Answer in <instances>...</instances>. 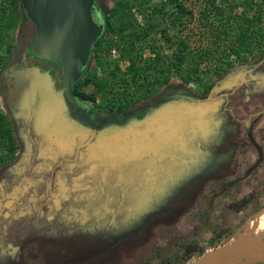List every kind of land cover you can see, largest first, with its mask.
Instances as JSON below:
<instances>
[{
    "label": "rangeland",
    "instance_id": "obj_1",
    "mask_svg": "<svg viewBox=\"0 0 264 264\" xmlns=\"http://www.w3.org/2000/svg\"><path fill=\"white\" fill-rule=\"evenodd\" d=\"M60 1L68 14V0ZM166 1L100 0L144 34L133 51L122 39V51L95 52L100 64H88L77 88L93 98L86 124L80 114L64 113L56 79L83 71L94 33L80 56L32 52L52 77L34 73L38 81L30 68L1 75L0 133H9L0 135V264H187L237 239L256 214L264 219V57L253 45L237 55L229 50L240 39L238 28L255 16L264 36V0H215L237 20L216 48L212 30L198 23L199 0H178L192 12L179 21ZM11 12L12 5L4 17ZM214 15V26L225 24ZM179 39L187 45L184 65L195 67L200 80L180 82L171 72ZM160 68L165 81L156 80ZM108 137L123 143L137 137L138 152L130 157ZM256 239L264 243V234Z\"/></svg>",
    "mask_w": 264,
    "mask_h": 264
},
{
    "label": "trees",
    "instance_id": "obj_2",
    "mask_svg": "<svg viewBox=\"0 0 264 264\" xmlns=\"http://www.w3.org/2000/svg\"><path fill=\"white\" fill-rule=\"evenodd\" d=\"M169 2L172 4L173 8L175 9L173 18L176 21L177 20L179 21L180 15H182V13L189 14V15L192 14L191 10L190 11L186 10L183 4L180 3L178 0H167L166 4H168ZM10 5H12L15 12L14 14L11 12L7 16V18H5L4 11ZM123 6L124 4L121 5V7ZM100 8L102 9L101 5H100ZM102 13H103V20H104L103 27L101 29V25H100L101 33L99 37L94 41L93 47H92L93 48L92 60L94 58V63H93L94 66H98L100 64V60L95 56L96 51H98L99 53L104 50L105 51L104 53H107V54H109L110 50L115 49V48L122 51L124 47L121 45V43H119V41H121L122 39L126 40V44L129 48V52L133 51L135 48V41L141 38L144 34V31L143 33L139 34L138 31L132 28L133 27L132 23H130V21L126 19L122 10L116 9V7H110L107 10L103 8ZM214 14L218 15L219 17L224 16L225 24L223 23L222 25V23H218L217 26H214V24L211 22L212 19L215 17ZM197 15H198V23L205 26V30H207L208 32H211L212 30V35L214 37L213 48H216L217 46V41L220 38V33L222 34L223 32L226 34L228 31L231 32L233 30L232 28L233 25L237 23V20L235 17L233 16L230 17V15L228 14L224 15V12L220 11V9L215 4V0H199L197 3ZM241 17L246 25L248 18L245 17L244 14L241 15ZM254 19L255 21L251 23H247L248 24L246 25L247 28L246 27L238 28L241 32L240 39H237L235 37L236 38L235 45L232 46L231 49L229 48V50H231L230 54L237 55L238 52L241 50L240 49L241 46H243L244 49L250 51L249 47L253 45L254 46L253 48H255V53L258 56H260L259 58L264 57V36L261 33H258L260 29V25H258L259 18L255 16ZM26 26L30 28H32L31 26L34 27L33 22L28 17L25 10L21 9V6L19 5V0H0V33H1L0 49H2V51L0 52V79H2L1 75H3V73H6L8 69L17 71V70H21L26 64L29 65L28 64L29 62L21 63V61L19 60V56H20L19 54L21 52L27 57H29L30 55H33L32 50H31V45L35 39V33L30 34L29 32H26ZM245 31H247V33H245ZM164 39L168 40L167 37H164ZM103 43H104V47H101V44ZM238 43H241V44H238ZM176 48H177V51L171 54V56L173 57V60L169 63L170 67H172L171 72H177V75H178L177 78L179 79L180 82L186 83V82H190L193 80L194 81L200 80L198 78V74H197L195 67H192V66L189 67V66L184 65L186 61V57H185V52L187 49L186 43H184L182 39H179ZM126 52L128 53L127 50ZM89 57H91V55ZM137 57H139V55ZM127 60H128L127 69L129 72L132 73L131 77L135 78L134 73L137 70V66H135V62L131 60L130 56H127ZM88 64L86 62L83 63L82 66L84 67L85 65L83 71L78 72L72 77L70 93H67V95L73 100H75L73 95H76L75 93L77 92L78 86L82 84L83 82L81 79L82 76L83 75L85 76L88 73L87 72ZM13 66H16L17 68H12ZM145 66L147 67V65ZM56 68L59 70L57 66ZM139 68L140 66L138 67V69ZM37 69H38L37 70L38 74L47 73L48 76L50 75L49 72L55 74L53 69L48 70L46 66L42 67L40 65ZM163 70H164L163 68H160L157 71L158 75L156 77V80L158 81L166 80L167 77L165 74H163ZM54 76L55 75H53V77ZM64 79H65L64 74L63 75L58 74V77L56 80H57V83H59L60 85H58L57 89H59V91L64 90L63 93L65 96H67L65 89H63V87L61 86ZM1 83H3V86H4L3 79L1 80ZM103 85H104V82H98L96 87L104 88L102 87ZM2 90L6 93L5 87L4 88L2 87ZM206 92H207V87H203L201 93H206ZM5 93L4 94L2 93L4 97L3 99H5ZM79 95H80L81 101H78L77 107L75 104V107L77 108L78 113H73L70 116V118L74 119L77 115L80 114L79 119H81V121L83 122L81 124L83 125L84 123L86 124L90 118V115H89L90 113H86V112L92 109V107L88 105V102L90 100H93V98L92 96L83 94V93H79ZM65 102H67L69 105L71 104V100L67 97L65 98ZM100 103L102 104L103 101L101 100ZM81 104H84V105L82 106ZM116 108L119 110V107H116ZM167 114H168V117H171L170 115H172L173 113H167ZM162 115L165 117L166 113H163ZM83 120H86V122H84ZM2 123H3V116L0 114V126H2ZM85 127L86 125H84V128ZM70 129H72V127H70ZM8 133H9V129H4L3 131H1L0 135H3V134L8 135ZM260 134L262 135L261 137L264 139V131H261ZM108 139L111 141L113 145L118 144L120 148H124V150L127 151L126 154H128L130 157L136 155L133 153L135 150L138 152V149L136 148L137 147L136 142H138L139 138L137 137L133 138L135 139L133 141L127 139L126 143H123L122 141H119L117 140V138H114V137L105 138L106 141L110 142ZM125 144L130 149L128 147L125 148L126 146ZM9 145H11V142H9ZM261 151L264 153V140H263V145L261 146ZM2 157L3 155L0 154V161L2 160Z\"/></svg>",
    "mask_w": 264,
    "mask_h": 264
},
{
    "label": "water",
    "instance_id": "obj_3",
    "mask_svg": "<svg viewBox=\"0 0 264 264\" xmlns=\"http://www.w3.org/2000/svg\"><path fill=\"white\" fill-rule=\"evenodd\" d=\"M20 3L35 27V39L31 45L32 52L39 54L43 50L68 52L83 41L86 44L89 42L92 24L90 5L87 0H68L67 16L62 10L60 0H20ZM81 63L78 62V66ZM73 76L74 72L65 76L66 93H70ZM236 253L251 256L252 262H264V243H245L235 239L230 243L221 244L203 252L187 264H212L220 258ZM235 260L238 258L233 261Z\"/></svg>",
    "mask_w": 264,
    "mask_h": 264
},
{
    "label": "flooded vegetation",
    "instance_id": "obj_4",
    "mask_svg": "<svg viewBox=\"0 0 264 264\" xmlns=\"http://www.w3.org/2000/svg\"><path fill=\"white\" fill-rule=\"evenodd\" d=\"M89 3V5H90V21H91V24H92V28L90 29V32H92V33H94L95 34V36H94V38H93V40L90 42L91 43V47H90V49H89V51L87 52V57H88V60H84V62L83 63H89V64H93L94 63V58H93V60H92V55H93V43H94V41L99 37V35H100V33H101V29H102V27H103V13H102V9H103V5L100 3V0H91V2L89 1L88 2ZM19 5L21 6V9H23V7H22V5H21V3H20V0H19ZM100 5H101V7H102V9L100 8ZM93 10H94V12H93ZM98 12V16H96V12ZM92 12H93V14H92ZM34 25V24H33ZM100 25H101V29H100ZM32 28H30V27H28V26H26V32H29L30 34H32V33H35V27H33V26H31ZM85 41H83L80 45H78V46H76V47H74V48H72L71 50H73V52L74 51H76V52H78V54H81V53H84V51H85ZM112 50H114V49H112ZM20 56H19V60L21 61V63H24V62H29L28 64L29 65H25L21 70H17V71H13V70H11V69H8V70H10L11 72H12V74H14L15 72H17V74L16 75H21V74H23V69H25V68H30L31 70L32 69H36V71H33V76L32 77H34V79H37L38 81H39V76H41V75H43V74H39V76L37 75V76H35V74L34 73H37V68L42 64V62L40 61V60H38V59H36V61L35 60H33L30 56L29 57H27L26 55H24L22 52L19 54ZM91 55V57H89ZM91 58V59H90ZM29 59V60H28ZM94 66V65H93ZM7 70V72L6 73H3V75H4V79H5V77H6V75L5 74H9V73H11L10 71H8ZM3 77V76H2ZM46 77H48L49 78V76L48 75H46ZM13 79H15V78H13ZM65 80H66V77H65V79L63 80V82H62V87H63V89H65ZM3 81H5V80H3ZM6 82V81H5ZM46 83V82H45ZM50 83V82H49ZM47 84V83H46ZM51 86V85H50ZM2 87L4 88L5 86H3L2 85ZM63 91L64 90H60V93H63ZM79 91H77L75 94L76 95H73V97H74V99L75 100H73L72 98H70L68 95L67 96H65L64 95V101H63V104H66L67 105V109L64 111V113L67 115V117H70L73 113H77V104H78V101H81V99H80V95H79V93H78ZM64 94V93H63ZM74 94V93H73ZM69 98L70 100H71V104L69 105L67 102H65V98ZM52 97H50V99H51ZM75 101H76V103H75ZM74 104V105H73ZM75 104H76V107H75ZM95 108H97V105H95L94 106V109ZM69 130H70V128H68Z\"/></svg>",
    "mask_w": 264,
    "mask_h": 264
},
{
    "label": "bare ground",
    "instance_id": "obj_5",
    "mask_svg": "<svg viewBox=\"0 0 264 264\" xmlns=\"http://www.w3.org/2000/svg\"><path fill=\"white\" fill-rule=\"evenodd\" d=\"M260 214H256L255 218L249 219L245 223L244 229L239 233L237 240L239 242H245V243H256L259 242L257 241V236L260 237L261 235L264 234V219H259ZM255 231H260L259 234H257L256 238L251 237V235ZM240 259L243 260V262H252V257L246 254H233L225 258H220L216 261H214L212 264H220L224 261H233L234 259ZM238 263V262H237Z\"/></svg>",
    "mask_w": 264,
    "mask_h": 264
}]
</instances>
